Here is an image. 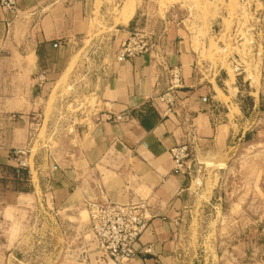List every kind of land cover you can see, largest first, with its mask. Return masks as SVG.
Instances as JSON below:
<instances>
[{
    "label": "crops",
    "instance_id": "obj_1",
    "mask_svg": "<svg viewBox=\"0 0 264 264\" xmlns=\"http://www.w3.org/2000/svg\"><path fill=\"white\" fill-rule=\"evenodd\" d=\"M115 9L109 0H16L13 10L0 2V165L22 168L23 161L29 170V189L3 187L0 205L4 219L8 210L18 218L41 200L82 237L89 224L85 201L98 198L100 187L114 202L145 200L150 225L135 257L121 264H177L176 230L189 207L199 155L176 174L171 149L190 140L197 153L228 161L232 142L247 133L251 139L254 121L247 126V116L264 109V99L245 90L252 81L234 72L231 57L215 54L209 38L197 40L187 25L170 31L175 37L160 48L119 60L141 14L136 2L123 22ZM102 27L113 30L114 49L83 89L91 101L69 119L64 80L83 77L75 55L99 40ZM59 111L62 125L75 127L74 146L43 166L39 153L49 150ZM79 252L88 264H100L95 245Z\"/></svg>",
    "mask_w": 264,
    "mask_h": 264
},
{
    "label": "rangeland",
    "instance_id": "obj_2",
    "mask_svg": "<svg viewBox=\"0 0 264 264\" xmlns=\"http://www.w3.org/2000/svg\"><path fill=\"white\" fill-rule=\"evenodd\" d=\"M109 1L116 6L117 20L123 22L131 19L136 2L139 4L141 15L129 29L137 40L150 43L152 51L168 37H175H170V31L183 25L190 27L197 40L209 38L215 54L231 57L234 72L251 79L252 86L247 83L245 90H255L264 99V0ZM111 31L102 27L96 36L99 40L90 45L88 42L75 55L77 70L84 75L69 84L64 80L69 90V119L79 106L85 108L91 101L82 96L83 89L89 88L99 72L100 60L114 49ZM56 117L49 150L44 148L39 153L38 162L43 166L46 162L48 166L55 165L63 152L74 146L75 127L72 123L70 127L62 125L65 113L59 111ZM247 117V126L254 121L253 135L251 139L233 140L228 161H215L207 153L193 149L199 163L195 166L187 213L176 230L177 264H264V109ZM45 133L44 125L41 139ZM19 167L25 166L20 162ZM9 168L15 167L0 165V202L6 198L3 187L29 189V177L19 179ZM3 213L0 205V264H88L79 249L94 245L89 224L85 236L78 237L63 222L58 209L41 200L18 218L12 210L5 212L8 219ZM83 219L89 222L86 207ZM93 263L96 264L94 259Z\"/></svg>",
    "mask_w": 264,
    "mask_h": 264
},
{
    "label": "built area",
    "instance_id": "obj_3",
    "mask_svg": "<svg viewBox=\"0 0 264 264\" xmlns=\"http://www.w3.org/2000/svg\"><path fill=\"white\" fill-rule=\"evenodd\" d=\"M9 10L15 9L16 0H0ZM152 51V45L144 40H137L133 35L122 43L118 52L119 60H127L134 56ZM193 142L187 141L171 149L174 173H181L189 168L187 163L194 160ZM18 153H21L20 151ZM21 166H25L21 162ZM100 196L85 201L89 215V227L92 233L95 250L99 253L100 264H121L135 257L136 244L147 231L151 215L145 200L130 203H118ZM149 251V249H145ZM84 253V252H83Z\"/></svg>",
    "mask_w": 264,
    "mask_h": 264
},
{
    "label": "trees",
    "instance_id": "obj_4",
    "mask_svg": "<svg viewBox=\"0 0 264 264\" xmlns=\"http://www.w3.org/2000/svg\"><path fill=\"white\" fill-rule=\"evenodd\" d=\"M248 100L251 101V98L248 97ZM246 139H248V133L246 134ZM245 139V140H246ZM14 172V175H19V179H21L22 176H25L26 178L29 177V170L27 168H9Z\"/></svg>",
    "mask_w": 264,
    "mask_h": 264
},
{
    "label": "bare ground",
    "instance_id": "obj_5",
    "mask_svg": "<svg viewBox=\"0 0 264 264\" xmlns=\"http://www.w3.org/2000/svg\"><path fill=\"white\" fill-rule=\"evenodd\" d=\"M235 3V2H234ZM237 6V5H236ZM133 8V7H132ZM130 13V12H129ZM132 13V12H131ZM126 17V16H125ZM129 17V16H128ZM194 37H196L195 35H194ZM193 37V38H194ZM198 40H199V38H198ZM219 50V49H218ZM223 51V50H222ZM237 72V71H236ZM211 162V161H210ZM209 164V163H208ZM198 180H200V179H198ZM201 182V181H200ZM199 184V183H198Z\"/></svg>",
    "mask_w": 264,
    "mask_h": 264
}]
</instances>
